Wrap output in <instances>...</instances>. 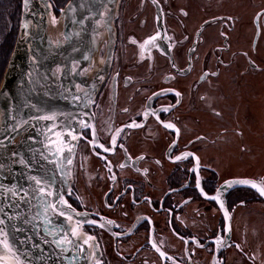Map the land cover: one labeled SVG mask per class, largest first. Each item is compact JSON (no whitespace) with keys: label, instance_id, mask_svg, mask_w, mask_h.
<instances>
[{"label":"flooded vegetation","instance_id":"af4514ba","mask_svg":"<svg viewBox=\"0 0 264 264\" xmlns=\"http://www.w3.org/2000/svg\"><path fill=\"white\" fill-rule=\"evenodd\" d=\"M50 1L59 17L68 0ZM100 13L89 73L104 71L65 195L78 255L264 264V0H103Z\"/></svg>","mask_w":264,"mask_h":264},{"label":"water","instance_id":"95a60500","mask_svg":"<svg viewBox=\"0 0 264 264\" xmlns=\"http://www.w3.org/2000/svg\"><path fill=\"white\" fill-rule=\"evenodd\" d=\"M101 8L103 0H68L55 17L50 0H21L0 81V264H86L65 195L104 71L96 63L89 73L97 34L110 26Z\"/></svg>","mask_w":264,"mask_h":264},{"label":"rangeland","instance_id":"374dc122","mask_svg":"<svg viewBox=\"0 0 264 264\" xmlns=\"http://www.w3.org/2000/svg\"><path fill=\"white\" fill-rule=\"evenodd\" d=\"M4 1H5L4 5H5L6 13H9L8 14L9 20L5 23H0V61H3L6 58L4 65H3V71L6 66L10 52L12 50L14 41H15V38L14 40L10 38L9 39L10 44L8 46L7 39H5L4 36H5V33H7L9 26L11 28V33L14 34L12 32V29L15 26L17 27L18 25V0H4ZM6 48H7V51H6L7 54L5 53ZM1 78H2V75H1ZM1 78H0V81H1ZM235 155H237V152L235 153ZM235 169L237 170L238 168L236 167ZM250 170L253 171V168H251Z\"/></svg>","mask_w":264,"mask_h":264},{"label":"bare ground","instance_id":"6f19581e","mask_svg":"<svg viewBox=\"0 0 264 264\" xmlns=\"http://www.w3.org/2000/svg\"><path fill=\"white\" fill-rule=\"evenodd\" d=\"M58 28V25H57V22L56 20L50 18V30L53 32L54 31V34L57 32L59 33L60 29H57Z\"/></svg>","mask_w":264,"mask_h":264},{"label":"trees","instance_id":"16d2710c","mask_svg":"<svg viewBox=\"0 0 264 264\" xmlns=\"http://www.w3.org/2000/svg\"><path fill=\"white\" fill-rule=\"evenodd\" d=\"M9 46V45H8ZM7 51V48L5 49V53ZM7 54V53H6ZM8 56V55H7ZM6 56V57H7ZM6 58L3 60V61H0V78H1V75L3 73V65H4V62H5Z\"/></svg>","mask_w":264,"mask_h":264},{"label":"snow or ice","instance_id":"6c2138e0","mask_svg":"<svg viewBox=\"0 0 264 264\" xmlns=\"http://www.w3.org/2000/svg\"><path fill=\"white\" fill-rule=\"evenodd\" d=\"M0 223H2V222H0ZM53 231H54V230H53ZM56 243H57L58 245H62V244H63V242H61V241H57ZM70 244H71V241H68V242H67V245H70ZM64 251H67V247H66V246L64 247Z\"/></svg>","mask_w":264,"mask_h":264}]
</instances>
